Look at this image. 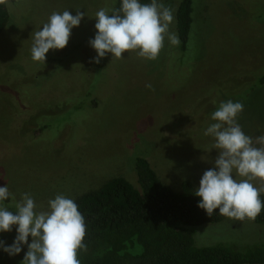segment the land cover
I'll return each instance as SVG.
<instances>
[{"label":"rangeland","instance_id":"1","mask_svg":"<svg viewBox=\"0 0 264 264\" xmlns=\"http://www.w3.org/2000/svg\"><path fill=\"white\" fill-rule=\"evenodd\" d=\"M115 2L7 0L9 21L0 33V186L7 184L13 194L5 202L9 207L24 193L33 196L37 210H47L57 194L75 200L115 177L134 182L137 157L148 160L173 191L184 181L197 189L217 156L213 138L203 133L222 101L243 104L237 121L259 146L264 0H192L185 50L166 37L155 60L131 52L96 64L88 43L94 16ZM179 2L162 0L173 12L175 34ZM65 10L87 15L64 49L50 50L45 63L33 61L31 35L53 12ZM254 227L264 235V226L226 219L195 228L194 242L245 245L258 234ZM15 235L14 227L0 239L10 245ZM26 251L15 257L0 251V264H21Z\"/></svg>","mask_w":264,"mask_h":264},{"label":"clouds","instance_id":"2","mask_svg":"<svg viewBox=\"0 0 264 264\" xmlns=\"http://www.w3.org/2000/svg\"><path fill=\"white\" fill-rule=\"evenodd\" d=\"M119 8H101L95 13V35L89 46L96 55L92 62L99 64L109 54L112 59L125 58V53L135 52L145 60H155L167 37L172 45L179 37L170 31L173 12L162 0H119ZM86 12L70 10L53 12L46 23L31 35V58L46 61L50 50H62L69 43L72 29L78 27ZM151 88V85H146ZM243 104L232 100L222 101L211 114L204 135L214 140L217 151L214 166L202 174L195 196L197 206L211 217L213 214L228 219L254 220L264 210V186L254 181H264V136L253 138L245 134L237 121ZM240 179H236V177ZM13 198L8 185L0 186V233L11 232L15 227L13 242L7 245L0 239V251L9 257L27 251L21 264H80L78 252L86 246L85 221L76 202L63 194L48 200L47 210L38 206L30 193L12 207L5 202ZM14 209V211H13ZM218 209V213L216 210ZM30 240V242H29Z\"/></svg>","mask_w":264,"mask_h":264},{"label":"trees","instance_id":"3","mask_svg":"<svg viewBox=\"0 0 264 264\" xmlns=\"http://www.w3.org/2000/svg\"><path fill=\"white\" fill-rule=\"evenodd\" d=\"M7 4V0H0V33L9 21ZM119 6L116 0L113 9ZM192 12V0H180L175 29L182 50L187 45ZM257 79L263 86L264 73ZM133 168L134 182L115 177L74 200L86 228V247L78 252L80 264H264L261 228L254 227L259 232L244 241L245 245L222 242L198 247L195 228L228 218L217 214L209 217L198 208L200 198L190 182H182L179 191H173L145 158H135ZM260 198L264 200V193ZM245 220L264 226V210L254 220Z\"/></svg>","mask_w":264,"mask_h":264}]
</instances>
